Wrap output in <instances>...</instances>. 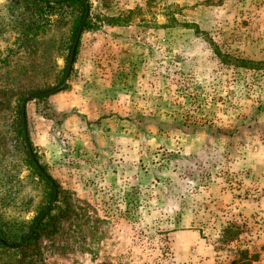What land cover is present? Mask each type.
Returning <instances> with one entry per match:
<instances>
[{
	"label": "rangeland",
	"instance_id": "374dc122",
	"mask_svg": "<svg viewBox=\"0 0 264 264\" xmlns=\"http://www.w3.org/2000/svg\"><path fill=\"white\" fill-rule=\"evenodd\" d=\"M86 1L68 82L40 98L64 81L78 8L42 9L45 32L8 55L28 4L0 0V214L16 236L47 203L21 95L60 185L37 242L0 248V264H264V68L248 69L264 0Z\"/></svg>",
	"mask_w": 264,
	"mask_h": 264
},
{
	"label": "trees",
	"instance_id": "16d2710c",
	"mask_svg": "<svg viewBox=\"0 0 264 264\" xmlns=\"http://www.w3.org/2000/svg\"><path fill=\"white\" fill-rule=\"evenodd\" d=\"M25 1L28 4L27 5V12L24 14H19V15H11V23L10 24H11V27L13 29V34L16 35V40L13 43H9V45H7V47L4 49V51L9 52L8 55H11L12 53L15 54V53L22 51V50H26V51L29 50V48L31 47V45L33 44L35 39L39 36V34H41L42 32H45V30L47 28V24L49 23V21L44 22L46 19H42L43 17H45L47 15L46 11H44L42 13V9H45L47 7H49L48 13H50V12L53 13L52 12L53 6L55 7V6H59V5H71V6L78 8V14L75 18L73 31H72V35H71L72 40L74 39L75 34L81 25L83 26V30H84L87 28V26L89 24L87 19H86L88 12H89V7L86 6V2H87L86 0H58V1H54V2L52 0H25ZM41 4H42V6H40ZM51 13H50V15H51ZM84 16H86L85 19H84ZM78 45H79V41H78V44H77V47L75 50V57H76L77 52H78ZM71 49H72V44H70L68 47V53H70ZM75 57H74V61H75ZM7 59L6 60L0 59V62H3V63H1V65L4 64V62H6ZM246 61H247V59H244L243 61L241 59V62L243 64ZM249 68H252L256 71L263 69L264 68V59L258 60V59L248 58V69ZM63 79H64V74L62 76L61 82L63 81ZM37 94H39L38 97H40V98L43 97L42 93H37ZM17 99H18V101H17V107L15 109L16 115H15L14 124L18 127V134L21 138V143L23 144L25 161L30 166V168L34 171V173L38 174V176L40 177V181H43V183L46 186L45 193L47 196V203L45 204V206H43L41 208L40 212L36 216V218H35V221H36V219L38 218L40 213L44 210V207H46V205L48 203H50V201L52 200L53 196L55 195V190H57L56 201L58 200L59 192H60V185L52 177L51 174L47 173L46 176L43 175L38 170L35 162L31 159L30 154L28 152V149L25 146L26 139H28V141L31 145L34 157L36 158V160H38L40 162L39 156L35 152L34 145L31 141V139L29 138L28 129H27V134H25L24 127L22 124V119H23L22 118V114H23L22 99H23V95H21ZM26 128H27V114H26ZM40 166H42V169L44 171H47V168L43 163L40 162ZM55 208H56V205L49 208L45 217H43V219L39 222V224L35 228L33 234L30 236V239L27 242V244H25V246L20 248L19 251L25 252L29 247L33 246L34 243L37 242V240L39 239V233H40L41 229L43 228V225H45L47 220L53 218L54 215H52V212ZM35 221H32L28 225L26 230L21 233V235L16 236V232H14V230H13L14 228L11 225H9V222L5 221L2 217V215L0 214V240L4 241L6 244L12 245V246H17V245L21 244L22 241L25 239V237L30 233L31 229H33ZM0 248H2L4 251H10L7 248H5L1 242H0ZM31 263L32 262H28V264H31Z\"/></svg>",
	"mask_w": 264,
	"mask_h": 264
},
{
	"label": "water",
	"instance_id": "95a60500",
	"mask_svg": "<svg viewBox=\"0 0 264 264\" xmlns=\"http://www.w3.org/2000/svg\"><path fill=\"white\" fill-rule=\"evenodd\" d=\"M53 1H58V0H53ZM86 6L88 7V3L86 2ZM88 11V10H87ZM86 18V16H84V19ZM82 28L83 26L81 25L79 28H78V31L76 33V36H75V39H74V42H73V45H72V49H71V52H70V55H69V59H68V62H67V67H66V72H65V77H64V81L63 83H61L58 87L54 88V89H51L49 91H46L44 93H42L43 95H47V94H53L61 89H63L65 87V85L67 84L68 82V79H69V74H70V71H71V67H72V64H73V61H74V57H75V50H76V47H77V44H78V41H79V38H80V35H81V32H82ZM31 96L33 95H28L26 96L23 101H22V107H23V114H22V124H23V127H24V131H25V134H27V128H26V105H27V100L28 98H30ZM26 146H27V149H28V152L30 154V157L31 159L35 162L38 170L43 174V175H47V173L42 169V167L40 166V164L38 163V161L36 160V158L34 157L33 155V151H32V148H31V145L28 141V139H26ZM56 195H57V190H55V195L52 199V202H51V205L55 202V198H56ZM50 205V206H51ZM48 211V208L45 209L43 211V213L40 215L38 221L35 223L33 229L31 230V232L27 235V237L25 238V240L23 241L22 244H24V242H26L30 236L33 234L35 228L38 226L40 220L46 215ZM0 242L7 248H13V246H10L8 244H6L4 241L0 240Z\"/></svg>",
	"mask_w": 264,
	"mask_h": 264
}]
</instances>
